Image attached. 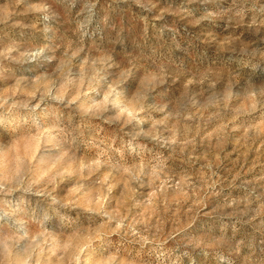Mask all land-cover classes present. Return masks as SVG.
<instances>
[{
	"label": "clouds",
	"instance_id": "obj_1",
	"mask_svg": "<svg viewBox=\"0 0 264 264\" xmlns=\"http://www.w3.org/2000/svg\"><path fill=\"white\" fill-rule=\"evenodd\" d=\"M0 264H264V0H0Z\"/></svg>",
	"mask_w": 264,
	"mask_h": 264
},
{
	"label": "rangeland",
	"instance_id": "obj_2",
	"mask_svg": "<svg viewBox=\"0 0 264 264\" xmlns=\"http://www.w3.org/2000/svg\"><path fill=\"white\" fill-rule=\"evenodd\" d=\"M209 131H211V129H209ZM241 135V133L240 132H236V133H233L232 134V138L234 139V138H238L239 136ZM232 147H233V144H229V146H228V151H231L232 150ZM255 153H250L249 154V157H248V160H249V163L252 161V160H254L255 159ZM232 159L233 160H235L236 159V154L235 153H233V156H232Z\"/></svg>",
	"mask_w": 264,
	"mask_h": 264
}]
</instances>
